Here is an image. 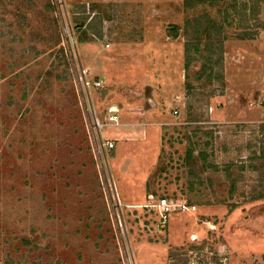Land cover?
Here are the masks:
<instances>
[{"label": "rangeland", "instance_id": "1", "mask_svg": "<svg viewBox=\"0 0 264 264\" xmlns=\"http://www.w3.org/2000/svg\"><path fill=\"white\" fill-rule=\"evenodd\" d=\"M186 1L0 0V264H264V0Z\"/></svg>", "mask_w": 264, "mask_h": 264}, {"label": "built area", "instance_id": "2", "mask_svg": "<svg viewBox=\"0 0 264 264\" xmlns=\"http://www.w3.org/2000/svg\"><path fill=\"white\" fill-rule=\"evenodd\" d=\"M264 32V29H263ZM83 76L87 77V80L84 79V83L86 86H91L95 88H99L102 86L103 80L101 78H95L91 82H89L87 71L82 69ZM108 117L107 121H101L98 117H93L92 119V127L94 130L98 131L99 143L101 145V151L111 150L114 146L113 141H105L101 136V128L105 125H117L118 124V108L115 106H109L108 108ZM156 208L158 209L159 220L157 222V227L159 229H166L168 224L169 215L174 211L180 212H190L195 211L196 206L190 205L187 202H174L172 200H168L166 197H160L156 203Z\"/></svg>", "mask_w": 264, "mask_h": 264}, {"label": "trees", "instance_id": "3", "mask_svg": "<svg viewBox=\"0 0 264 264\" xmlns=\"http://www.w3.org/2000/svg\"><path fill=\"white\" fill-rule=\"evenodd\" d=\"M193 5H194L193 0H187L186 1V7L187 8L190 9L191 7H193ZM234 5H236V4L234 3ZM229 6H231V8L234 9V6H233L232 3H230V5H226L223 9L227 10L229 8ZM205 22H206L207 25H205L204 29L207 28V30H209L211 28H215L216 27V28L219 29V32L221 33V31H223V27H224L223 22H225V21H220L219 19H214L207 11L203 15L199 16V18L196 20V26L198 28L194 27V29L196 31L195 32L196 33V35H195L196 36V41L198 42V44H199V41L202 40V38L199 36L200 35L199 27H203V23H205ZM187 26L190 27V28L192 27V24L190 23L189 19H187ZM168 29H169V32H170V34L172 36L177 37L178 32H179V26L178 25L171 24ZM215 48L216 49H222V42H219V46L215 47ZM216 49H214V50H216ZM188 50H190V49H188ZM197 50H199V49H197ZM205 50L213 51V50H210V48L207 47V46H205ZM222 63H223V57H222V54H221V55H219L218 62H216L215 65H222ZM185 69H186V71H188L190 69V58L189 57H187L186 64H185ZM205 71H206V68H203L202 69V74ZM200 78H202V75L198 79H200ZM188 87L190 88V85H188ZM192 155H193V150L192 149H188L185 160L186 161H192ZM190 164H191V162H190ZM30 242H31L30 239H27L25 241V244L26 245H30ZM2 264H23V263H21V261L16 262V261L12 260V258H8Z\"/></svg>", "mask_w": 264, "mask_h": 264}]
</instances>
